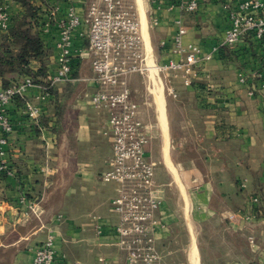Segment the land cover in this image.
<instances>
[{"label":"crops","instance_id":"obj_1","mask_svg":"<svg viewBox=\"0 0 264 264\" xmlns=\"http://www.w3.org/2000/svg\"><path fill=\"white\" fill-rule=\"evenodd\" d=\"M182 1L119 0L117 9L140 21L144 50L153 62L181 58L173 53L178 20L187 30L184 45L196 44L210 53L223 40L229 24L225 5L232 0H199L195 12L184 9ZM60 5L65 10L63 1ZM78 12L83 14L80 7ZM152 14L158 21L153 30ZM85 33L84 28L77 31L75 53L87 50ZM44 39L53 47V68L56 24ZM254 55L244 42L232 59L220 49L199 67L192 87L169 76L154 81L153 88L138 74L126 79L139 118L153 136L145 153L156 164L155 182L163 190L154 237L167 264H264V90L251 94L239 80L241 72L256 70ZM79 60L78 77L58 85L59 94L40 103L39 126L22 107H8L16 125L8 155L19 175L0 176V264H33L34 250L50 231L56 237V264H104L102 257L106 264H127L114 231L119 220L111 209L116 185L102 181L112 152L105 134L108 113L89 101L98 89L91 55L85 52ZM68 83L77 87L64 102L65 124L58 133L42 121L58 127L55 105L62 102ZM41 93L33 88L27 99L37 102ZM33 201L36 213L28 207Z\"/></svg>","mask_w":264,"mask_h":264},{"label":"built area","instance_id":"obj_2","mask_svg":"<svg viewBox=\"0 0 264 264\" xmlns=\"http://www.w3.org/2000/svg\"><path fill=\"white\" fill-rule=\"evenodd\" d=\"M46 1L51 5L43 32L49 34L53 24L59 30L55 46L58 51L56 65L50 67L46 76L49 86L73 80L77 66L75 60L85 52L92 57L93 79L98 89L88 97L92 107L108 113L105 134L110 138L112 152L102 180L116 185V196L111 201V209L119 219L114 226L118 238L116 244L126 252L127 264H167L156 250L154 237L155 227L159 224L156 215L163 202V190L155 182L156 164L145 153L153 136L150 127L139 118L140 107L132 100L126 79L138 74L153 88V82L162 80L161 75H164L192 87L199 67L213 59L214 53L224 46L236 49L249 36L264 58V0H232L227 3L225 10L229 24L221 44L210 53H205L196 44L184 45L183 37L187 30L178 20L173 53L181 58L163 64L153 62L145 53L141 23L129 12L117 9L119 0H100L105 7L92 0ZM61 1L66 4L65 10L60 5ZM180 4L190 12L199 8V0H183ZM11 6V0H0V35L10 26ZM79 7L82 15L78 12ZM154 24H158L157 19ZM81 28L86 31L88 47L75 53V35ZM239 80L249 85L251 94L264 90V66L252 75L241 72ZM33 88L42 91L36 97L38 103L27 99L28 92ZM170 93L177 96L173 89ZM16 97L26 99L22 111L27 119L39 126L38 119L42 112L40 103L48 100L51 93L47 87L34 84L27 76L8 87L0 86V176L6 178L19 175L8 155L10 137L16 130L8 107L14 104ZM21 202H26V199L23 197ZM28 207L36 213L37 202H29ZM96 219L94 216L93 220ZM98 234H102V229L98 230ZM56 261V237L50 231L44 242L34 250L33 264H56ZM99 262L106 264L107 261L102 257Z\"/></svg>","mask_w":264,"mask_h":264},{"label":"trees","instance_id":"obj_3","mask_svg":"<svg viewBox=\"0 0 264 264\" xmlns=\"http://www.w3.org/2000/svg\"><path fill=\"white\" fill-rule=\"evenodd\" d=\"M12 4L18 6L14 9L11 6V20L8 30L0 35V86L8 87L18 78L30 77L34 84L47 87L51 94L58 95V86L50 87L46 82V76L50 69L53 47L50 46L44 36L49 35L43 32L44 24L49 20L48 8L51 3L46 0H11ZM247 43L256 59V70L264 66V58L255 48V43L251 37H246ZM242 46V44L240 45ZM224 46L222 53L229 59L240 49ZM79 58L75 60L76 65L80 64ZM255 70V71H256ZM78 77V73L74 72ZM11 77H13L11 79ZM256 81V79H254ZM76 84H66L65 92L62 95V102L55 105L58 119V127H50L47 120L42 121L45 127L51 131L62 132L65 124L66 109L65 103L76 90ZM132 98V95H131ZM26 99L16 97L14 103L20 107L25 106ZM41 115L39 119H41ZM264 199V192L262 194ZM32 199L31 195L27 196Z\"/></svg>","mask_w":264,"mask_h":264},{"label":"rangeland","instance_id":"obj_4","mask_svg":"<svg viewBox=\"0 0 264 264\" xmlns=\"http://www.w3.org/2000/svg\"><path fill=\"white\" fill-rule=\"evenodd\" d=\"M156 20V17L154 16V14L149 16V26L151 27V30H153L154 27H156L157 25L154 24V21ZM153 32V31H152ZM88 47V41L85 44ZM142 77V76H141ZM162 80L165 82L166 81V77L164 75H161ZM143 78V77H142ZM171 78V77H169ZM144 79V78H143ZM104 173V172H103ZM102 173V174H103ZM103 181V180H102ZM104 182V181H103ZM106 183V182H104Z\"/></svg>","mask_w":264,"mask_h":264},{"label":"bare ground","instance_id":"obj_5","mask_svg":"<svg viewBox=\"0 0 264 264\" xmlns=\"http://www.w3.org/2000/svg\"><path fill=\"white\" fill-rule=\"evenodd\" d=\"M141 7V6H140ZM141 10V9H140ZM140 12H142V14H140V15H142V26H143V33H144V35H145V38L146 39H148V34H147V26H146V18H145V14H144V11H143V9H142V11H140ZM151 62H152V60H151ZM196 264H198V263H196Z\"/></svg>","mask_w":264,"mask_h":264}]
</instances>
